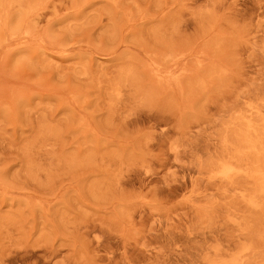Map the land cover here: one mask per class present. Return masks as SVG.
Here are the masks:
<instances>
[{"label": "rangeland", "instance_id": "1", "mask_svg": "<svg viewBox=\"0 0 264 264\" xmlns=\"http://www.w3.org/2000/svg\"><path fill=\"white\" fill-rule=\"evenodd\" d=\"M219 263L264 264V0H0V264Z\"/></svg>", "mask_w": 264, "mask_h": 264}, {"label": "bare ground", "instance_id": "2", "mask_svg": "<svg viewBox=\"0 0 264 264\" xmlns=\"http://www.w3.org/2000/svg\"><path fill=\"white\" fill-rule=\"evenodd\" d=\"M4 21H5V19H4ZM220 264V263H219Z\"/></svg>", "mask_w": 264, "mask_h": 264}]
</instances>
